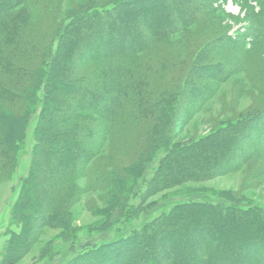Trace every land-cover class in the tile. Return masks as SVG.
<instances>
[{"label": "trees", "instance_id": "trees-1", "mask_svg": "<svg viewBox=\"0 0 264 264\" xmlns=\"http://www.w3.org/2000/svg\"><path fill=\"white\" fill-rule=\"evenodd\" d=\"M225 1L107 0L93 5L90 11L59 21L49 3L46 4L47 0H0V168L27 155L31 171L16 179L12 192L22 199L14 210L20 208L23 214V208L29 209V198L34 194L33 202H41L42 206L29 225L22 223L20 244L8 249L7 256L4 250L6 257L2 256L1 264L18 259L27 240H31L34 230L43 223L52 220L56 226L67 225L69 213L60 203L65 202L74 186L66 180L87 175L89 161L103 148L109 134L118 131L121 123H132L131 127L135 128L122 141L126 143L134 138L142 142V152L147 151L156 139L169 138L177 124L172 119L177 114L172 117L173 112L169 110L170 96L177 97V111L186 101L187 105L192 100L202 103L214 89L209 80L225 81L236 66L249 60H244L242 55L247 54L245 40L250 38L248 45L252 47L264 37V0H232L250 13L249 33L245 35L237 34L235 38L225 34L224 39L211 47L206 44L188 60L179 59L176 51H166L161 44L157 47L158 58H137L157 37L180 33L216 19L213 8L220 10ZM25 2L29 7H24ZM206 48L207 59L213 61L209 64L200 63L199 58ZM57 52L66 57V64L59 63L54 71L62 69L63 77L53 76L63 92L52 96L51 72L57 65ZM226 52L231 55L228 60L222 56ZM140 67H149L154 74L135 76ZM169 73L164 84L151 77L158 74L163 79L161 74ZM148 79L156 87L145 88ZM36 90L38 95L34 93ZM31 91V96H36L32 102ZM48 111L54 115L53 120ZM35 112L40 118L34 122L35 144L27 154L28 149L16 148L12 145L14 141L4 139L3 118H23ZM254 112L258 115L253 119L248 116L247 121L242 118L224 121L197 141L159 152L160 159L151 168L152 178L148 179L151 181L143 194L183 181L231 172L250 158L263 155L264 110ZM254 112L250 116L256 115ZM255 121L258 127L249 135L248 130ZM34 124L28 120L27 130ZM248 136L250 140L262 142L256 143L255 149H246L236 159ZM141 163L133 162L130 171L139 176L144 167ZM116 175L103 173L105 179L119 186L120 192L129 191V201L136 192L137 182L131 181V186L126 187L130 184L129 178L116 180ZM107 185L110 191L112 184ZM27 189L34 192L29 198L24 197ZM106 199L109 202L103 210L104 218L91 229L113 234L112 240L74 246L78 239L75 232L73 248L68 252L60 253L48 245L40 258L45 263L57 260L58 264H264V206L252 200H236L232 196L212 198L193 192L181 201L170 202L160 212L155 208L139 209L141 222L126 229L129 214L139 207L130 208L129 202L114 196ZM129 208L131 212L123 213ZM35 219L37 223L33 222ZM177 224L179 227L173 230ZM152 240L156 243L148 249ZM13 255L18 256L12 260ZM164 258L166 261L162 262Z\"/></svg>", "mask_w": 264, "mask_h": 264}, {"label": "rangeland", "instance_id": "rangeland-1", "mask_svg": "<svg viewBox=\"0 0 264 264\" xmlns=\"http://www.w3.org/2000/svg\"><path fill=\"white\" fill-rule=\"evenodd\" d=\"M106 2L107 0H47L46 4L49 3L48 6L51 8V12H55L56 20L64 21L69 16H75L79 12L83 11V13H85V11H90L93 5ZM222 6L220 10L213 8V15L216 16V19L191 26L180 33L165 37H157L158 39H154L152 45L144 52L137 55V58L144 60L155 57L158 58L160 53L157 51V47L158 44H161L166 51H176L179 55V59L188 60L191 58L190 56L195 57L206 44L209 43L208 47H211L222 38L224 39L223 36L225 34L235 38L237 34L241 36L242 34L245 35L250 24V13L246 11L247 8L243 9L244 7L242 8L240 3H236L232 0L223 2ZM24 7H29V4L25 2ZM255 11H258V9L256 8ZM250 35V37H254V34ZM115 38L116 37H114V39ZM225 40H227V38ZM249 40L250 38L245 40L247 54L246 52L242 54L244 60L247 58H249V60L247 59L248 61L246 60V63L244 62L245 64H241L240 67L236 66L225 81L217 83L213 80H209V84L214 89L210 91L208 98L202 103L198 104L192 100L188 102L187 105L186 101L184 104H181L182 106L180 107L182 108L177 111V106L175 105L178 102L177 97L170 96L168 106H170L169 110L173 112L172 117H175L174 113L177 114L175 119L172 118L177 121V124L169 135V138L162 137L156 139L154 145L147 151L142 152L143 149H140L142 148V142H137L134 138L126 143L122 141L125 135L135 132V128L131 127L132 123H121L118 131L110 133L103 148L98 150L95 156L89 161L87 175H81L66 180L70 186H74V190L69 192V196L65 202L60 203L62 204L61 206L65 207V211L69 213L66 219L67 225L64 227L56 226L55 221L53 223L52 220H50L48 224L43 223L42 227L34 230L31 240H27L28 243L26 248L24 247L23 251L18 254L20 255L19 258L16 259L18 255L11 256L12 260H16H10L8 264H58L57 260L45 263L42 258H40L44 253L45 247L52 245L60 253L68 252L73 248L71 245L75 240V238L74 240L72 239L75 232L77 233L78 239L74 246L86 242L103 243L112 240L113 234L96 232L91 228L97 227V225L102 222L104 218L103 210L106 207V203L109 202V199H106L108 196L118 197L127 201L130 193L127 190L120 192L118 190V185H114L109 178L105 179V177H103L104 172L117 174L116 180L128 177L130 184L126 187L129 185L131 186V181L137 182L136 192L131 194V198L127 202L130 203V208L134 207L135 210L137 207L139 208H137V211H132V213L129 214L130 221L129 225L126 223V229L141 222L140 214L138 215L139 209L143 208V211H150L155 208L157 212H160L163 211L170 202L181 201L186 195L193 192H202L210 195L212 198L220 196L229 198L232 196L236 200H252L264 206V154L259 155L257 158H250L246 163L241 164L231 172L217 173L203 180L183 181L170 187L167 186L166 189H162L155 193L154 191L156 190L152 189V192L143 194L148 181H151V179H148L152 178L151 168L154 164H157L160 159L159 152H166L167 148L169 149L173 145L182 147L184 144L186 145L187 143L197 141L199 136L208 134L213 128L219 127L224 121H234L240 118H242V121H247L248 116L253 119L258 115V113L254 111L258 109L264 110V37L260 40L258 45H253L252 47L248 45ZM249 48H251V51L248 50ZM207 50L206 48L203 52L201 51V55H199L201 60L200 63L202 61L207 64L213 62L207 59ZM56 56L58 62L56 61L57 65L52 70L51 77L55 76L61 79L63 77V70L61 69L59 72L54 71H56L59 63L62 65L66 64V57L58 52ZM222 56L228 60L231 55L226 52ZM140 68L136 70L137 73L135 76L137 77L145 74H154L149 67ZM161 75L163 79H161L158 74L151 77L158 83H163L164 78L168 79L170 73L165 76L164 74ZM53 79L51 81V94L52 96H56L59 91H63L60 89L56 79L54 77ZM145 83H147L145 88L148 86L156 87V85H153L154 82L149 81V79L146 80ZM163 84L159 85L163 86ZM64 92H68V90ZM31 93L33 92L31 91L29 96L33 97L31 100L32 102L36 96L35 94L31 96ZM34 93L37 94V90L34 91ZM51 109L52 106L50 110ZM253 112L254 114L256 113V115L250 116ZM26 116L28 120L31 119L32 124L38 122L40 118L37 112L31 113L30 115L27 114ZM26 116L23 118L6 116L3 118V126L6 130V138L4 139L9 140L11 143L14 141L12 145L16 148H23L24 151L28 149V154L35 144L34 131L36 125L34 124V127H32L30 131L29 129L27 130L26 126L28 120ZM48 116L50 120L55 118L51 113H49ZM257 123L256 121L252 122V129H247L249 135H253L258 127ZM155 136L158 137L159 135L155 134ZM118 138H120V140H118ZM246 140L249 141L245 142ZM246 140L242 142L243 145L235 156L236 159L240 158L239 156H241L246 149H255V144L259 143L260 145L262 142L258 139L256 141L253 139L250 140V136H248ZM136 161H140L142 162L141 164L144 165V167L141 168V173L139 172V176L138 174H134L135 171L133 172L129 169L132 163ZM30 171V161L27 155H22L20 160L10 161L6 166L0 168V264L3 262L2 256L6 257L8 253H10L7 252V250H11L17 243L20 244L19 237L23 235V233L21 235L22 223H27L29 225V223L32 222L31 218L34 217V214L36 215L39 213L40 211L38 210L42 207L41 202H33V196H36V194L33 195V190L27 189L25 190L24 197L29 198L33 195L29 198L31 204L29 209L23 208V214L19 211L20 208L14 210L15 204L20 202L22 196L15 195L12 192L13 186L19 175L26 174ZM101 175L106 182L103 183ZM109 182L112 184L110 191L107 185ZM117 184L119 183L117 182ZM28 190L30 193H27ZM59 201H61V198H59ZM32 203H34V205ZM130 208L123 213L128 214L127 211H129ZM37 221L38 220L35 219L33 222L37 223ZM179 224L174 226L173 230L177 229ZM183 232L184 231H182V233ZM154 243L156 242L152 240L151 244L147 245V248L151 249ZM4 250L6 256H4ZM60 253L58 254L60 255ZM162 260V262L166 261L165 258Z\"/></svg>", "mask_w": 264, "mask_h": 264}]
</instances>
